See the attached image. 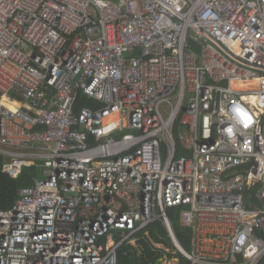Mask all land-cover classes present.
<instances>
[{
    "label": "built area",
    "instance_id": "built-area-1",
    "mask_svg": "<svg viewBox=\"0 0 264 264\" xmlns=\"http://www.w3.org/2000/svg\"><path fill=\"white\" fill-rule=\"evenodd\" d=\"M0 157V264H264V0H0Z\"/></svg>",
    "mask_w": 264,
    "mask_h": 264
},
{
    "label": "trees",
    "instance_id": "trees-1",
    "mask_svg": "<svg viewBox=\"0 0 264 264\" xmlns=\"http://www.w3.org/2000/svg\"><path fill=\"white\" fill-rule=\"evenodd\" d=\"M83 102V99L80 103ZM2 158L0 157V212L11 209L17 199L19 189L32 185V179L37 177V171L34 168H25L15 177H9L2 172ZM180 208L169 209L167 211L168 219L172 226L179 231L177 240L181 247L188 251L190 233L184 228L180 219ZM149 237H139V244L136 249L122 245L117 254L118 264H157L158 259L177 258L181 264L187 262L175 250L171 240L168 237L166 229L161 223H154L147 228ZM152 243L162 246L160 249H155ZM165 250L169 252L166 253Z\"/></svg>",
    "mask_w": 264,
    "mask_h": 264
},
{
    "label": "water",
    "instance_id": "water-1",
    "mask_svg": "<svg viewBox=\"0 0 264 264\" xmlns=\"http://www.w3.org/2000/svg\"><path fill=\"white\" fill-rule=\"evenodd\" d=\"M172 231H173V234H174L175 237L178 236L179 231H178V229L176 227L173 226L172 227Z\"/></svg>",
    "mask_w": 264,
    "mask_h": 264
},
{
    "label": "clouds",
    "instance_id": "clouds-1",
    "mask_svg": "<svg viewBox=\"0 0 264 264\" xmlns=\"http://www.w3.org/2000/svg\"><path fill=\"white\" fill-rule=\"evenodd\" d=\"M241 119L244 121L245 125H247V123H248L247 117H245L241 114Z\"/></svg>",
    "mask_w": 264,
    "mask_h": 264
},
{
    "label": "bare ground",
    "instance_id": "bare-ground-1",
    "mask_svg": "<svg viewBox=\"0 0 264 264\" xmlns=\"http://www.w3.org/2000/svg\"><path fill=\"white\" fill-rule=\"evenodd\" d=\"M13 107L17 109V108H18V105H16V104H13Z\"/></svg>",
    "mask_w": 264,
    "mask_h": 264
}]
</instances>
